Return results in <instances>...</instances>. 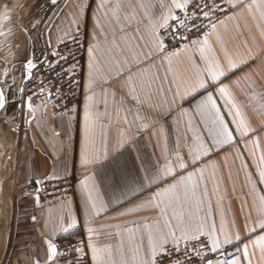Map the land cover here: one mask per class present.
<instances>
[{
	"label": "crops",
	"instance_id": "obj_1",
	"mask_svg": "<svg viewBox=\"0 0 264 264\" xmlns=\"http://www.w3.org/2000/svg\"><path fill=\"white\" fill-rule=\"evenodd\" d=\"M250 2L246 0L245 7L235 8L205 36L212 58L222 65L247 61L223 83L229 85L255 131L236 144L218 146L215 154L196 165L197 170L203 167L204 171L195 179L201 188L206 181L208 191L193 197L192 212L195 222L215 224L212 232L221 240V249L232 245L243 249L247 245L248 255L241 252L239 257L241 264H264L261 246L253 244L264 235L259 229L264 222V183L259 175L264 170V19L260 8L249 10ZM10 3L0 0V33L10 23L3 24L5 15H14L11 40L0 38V86L5 96L15 93L16 101L0 110V264H45L47 241L61 237L84 238L91 264H97L92 259L93 245L110 248L111 258L119 261L117 250L122 240L128 241L127 229L155 211L140 207L150 193L141 195L134 179L136 166L146 161L157 168L164 162L175 163L176 151L181 155L189 152L186 140L195 151V134L188 125V115L181 117L175 105L171 113L168 111L167 102L172 98L168 89L174 88L181 95L190 90L196 83L195 73L202 72V62L190 45L187 51L184 47L176 55L169 53L163 63L159 59L155 65L149 63L143 78L165 77L164 91L154 99L152 115L141 109L134 116L125 111L130 105L124 101L117 70L133 61L140 62L149 50L142 46L150 45L153 32L161 34L159 25L168 15V7L158 9L157 0H57L55 5L49 0H24L3 11V5L13 6ZM175 10L171 8L172 14ZM79 26L86 28L88 45L83 97L77 124H73L69 115L52 114L46 99L35 108L27 101L22 103L21 92L26 58L35 64L43 61L56 44L72 38ZM159 84L157 79L153 87ZM20 120L23 128L19 131ZM133 141V151L126 152ZM122 152L125 155L119 167L108 166V161ZM85 158L90 162L85 164ZM139 171L148 175L143 166ZM68 176L77 178L73 198L44 205L37 196L17 198V191L24 185ZM116 176L120 178L119 186L114 182ZM84 181L98 205L95 211H90ZM73 221L76 226L64 231ZM253 228L255 232L250 231ZM237 235L242 239L237 240ZM225 236L234 244H224ZM104 259H109L107 252ZM48 264L61 263L49 259Z\"/></svg>",
	"mask_w": 264,
	"mask_h": 264
},
{
	"label": "snow or ice",
	"instance_id": "obj_2",
	"mask_svg": "<svg viewBox=\"0 0 264 264\" xmlns=\"http://www.w3.org/2000/svg\"><path fill=\"white\" fill-rule=\"evenodd\" d=\"M49 2L55 5L57 0H49ZM224 3L228 4L229 10H231L245 7L246 0H224ZM156 6L158 9L168 7V15L159 25V27L167 29V32L159 35L153 32L150 45L142 46L149 50L143 53L140 62L133 61L117 70L122 78L120 88L124 101L126 105H130V107L125 106V111L134 116L139 115L141 109L149 115L153 114L154 99L160 95L161 91H164L163 79L165 77L157 75L145 80L143 70L149 63L155 65L156 59L163 63L169 56L172 39L179 36L181 40L188 42L184 51H187L189 45L193 46L194 54L202 62L203 68L202 72L195 73V85L190 90L186 89L182 95L174 88L168 89L172 92V98L167 102L168 111L171 113L172 105H175L176 112L181 117L185 114L188 115V125L195 134L196 147L193 151V144L186 140L189 152L181 155L179 151H176L175 163L164 162L162 167L157 168L155 163L146 161L143 165L136 166L137 176L134 179L139 186L141 195L150 193L140 207L155 209V211L151 216L134 221L136 227L127 229L128 241L125 243L122 240L117 250L119 261L111 258L112 250L110 248L100 249L94 245L91 246L92 259L97 264H165V261L172 264L173 257L176 258V264H179L181 255L184 256L186 264H192V259L198 258L199 253L205 248L212 252L221 249V240L212 232L215 224L206 226L204 222L197 223L193 218V197L198 192L208 191L206 181L201 188L199 181L195 179L198 174L203 176L204 171L203 167L197 170L196 165L202 163V158L215 154L218 146L236 144L255 131L250 128L241 105L232 94L229 85L223 83L235 71L246 66L247 61H241V63L229 61L228 65L224 66L212 58L207 36H204L202 41L200 39L208 28H215V24H206L204 21H210L212 15L222 11L220 0H203V2L201 0H167V3L165 0H157ZM172 7L179 9L182 14H172ZM247 7L249 10L260 8L261 18L264 19V0H251ZM184 16H188L191 22L186 21ZM181 29L187 31L188 36H185ZM192 36L197 38L192 39ZM196 45H200V47L196 48ZM177 46L178 44L171 45L172 48ZM171 55H176V53L172 52ZM60 59L66 61L68 57L61 55ZM25 62L29 70L35 68L32 60L26 58ZM49 67L51 68V65ZM56 71L62 72L63 68H58ZM65 75L67 74L65 73ZM157 79L160 80V84L153 87ZM14 96L15 93L5 96L3 90L0 89V110L4 109L9 102L16 103L13 99ZM183 105H188V107L185 108ZM134 108L136 109L135 113L133 112ZM156 114H159L158 111ZM85 119L87 121V114ZM197 120H199L201 128L199 132H196ZM179 122L178 118L177 123ZM135 144V141L130 142L126 152L131 153ZM124 155L125 153L122 152L109 160L108 166L115 164L119 167L120 159ZM89 162L87 158L84 159L85 164ZM142 166L147 169V176L140 174L139 169ZM181 173L187 174L182 175ZM259 175L260 182L264 183V170ZM114 182L119 186V176L115 177ZM162 184L165 186L161 187ZM82 187L88 194L90 211H95L98 205L91 196L87 181L82 182ZM153 187L156 188L155 192H152ZM261 199L264 200V197ZM96 214L100 213L96 212ZM75 226L76 222L73 221L64 231ZM259 229L264 232V222L259 224ZM92 231L93 229L90 228L89 232ZM250 231L255 232L256 229L253 228ZM209 239L211 240L210 244ZM236 239L241 240L242 238L237 235ZM181 243L184 244L183 249L180 247ZM223 243L234 244V241L225 236ZM253 244L260 245L264 252V235H259ZM189 245L192 246L191 251ZM69 247L72 246L69 245ZM80 250L83 251V249ZM45 251V264H48L49 259L55 260L60 255L58 245L51 240L47 241ZM75 251L77 249L72 248V252ZM236 251L242 252L244 256L248 255L247 245L243 249L237 246ZM105 252L109 254L108 260L104 259ZM84 255H88V253H84ZM205 264H212L211 258H205ZM217 264H221V262L217 261ZM222 264H241V261L233 254V259L225 260ZM248 264H251V261Z\"/></svg>",
	"mask_w": 264,
	"mask_h": 264
},
{
	"label": "built area",
	"instance_id": "obj_3",
	"mask_svg": "<svg viewBox=\"0 0 264 264\" xmlns=\"http://www.w3.org/2000/svg\"><path fill=\"white\" fill-rule=\"evenodd\" d=\"M201 2H203V0H201ZM220 3L222 5V11L216 15H212L210 21H204L206 24H216L218 21L234 12L235 8L229 10V5L224 3V0H220ZM175 14L182 13L178 9L175 10L174 15ZM184 18L189 23L191 22L188 16H184ZM209 30L210 28L201 35L200 39L203 38ZM166 32L167 29H161V34ZM181 32H183L185 36L189 34L183 29H181ZM196 38V36H192V39ZM187 43L186 40H181L179 36L173 38L171 45L178 44V46L172 48L170 45L169 53L181 50ZM87 45V31L83 26L77 27L72 38L56 44L52 48L51 53L43 61L36 63V67L30 75L31 79L28 78L24 80L21 101L24 103L28 100L30 106L35 108L40 100L46 99L49 102L52 114L69 115L73 118V124H77L78 108L83 97V77ZM61 55L68 57V59L66 61L61 60ZM49 65H51V68ZM58 68H63V71H56ZM65 73L67 75H65ZM17 126L20 131L23 128V121L20 120ZM76 185L77 178L75 176H68L57 180H39L20 187L17 191V198L23 199L27 196H37L44 205L57 199L75 197ZM53 243L58 245V252L60 255L56 260L59 263L91 264L88 245L84 238L61 237L54 240ZM210 243L209 240V244ZM69 245L72 247L70 248ZM180 247L183 249L184 244L181 243ZM191 247L192 246L189 245L190 251ZM72 248H76L77 251L72 252ZM80 249H83V251ZM84 253H88V255H84ZM233 254L236 258L241 256V252L236 251L235 245L226 246L216 252H212L208 248H205L199 253L198 258L192 259V264H205V258H211L212 263L215 261L231 260L233 259ZM193 256H195V253H193ZM165 264H169V262L165 261ZM172 264H176L175 257L172 258ZM179 264H186L185 258L182 255L179 256Z\"/></svg>",
	"mask_w": 264,
	"mask_h": 264
},
{
	"label": "rangeland",
	"instance_id": "obj_4",
	"mask_svg": "<svg viewBox=\"0 0 264 264\" xmlns=\"http://www.w3.org/2000/svg\"><path fill=\"white\" fill-rule=\"evenodd\" d=\"M5 1H7V0H5ZM22 1H24V0H10V2H11L10 4L13 5V6L3 5L4 8H3L2 10L4 11V10L11 9V8L14 7L15 4H17V3H21ZM18 6H19V5H18ZM25 6H26V4L23 5V7H22V11H24ZM12 10H13V9H12ZM12 12H13V11H12ZM24 12H25V11H24ZM24 12H23V13H24ZM6 13H7V12H6ZM13 17H14V15L11 16V17H10L9 15H7V14L5 15V18H6V19L3 20V24L5 25V24H6V21H8V22L10 21V23L6 24V26L4 27L5 29H7L6 31H8V32H6V31H1V33H0V38H1V39H5V40H6V39L8 38L9 40H11V38L9 37V34H10V33H9V30L12 29V26H13V21H14V20L11 21V19H13ZM4 21H5V22H4ZM7 26L9 27V29H8ZM10 27H11V28H10ZM6 37H7V38H6ZM9 42H10V41H9Z\"/></svg>",
	"mask_w": 264,
	"mask_h": 264
},
{
	"label": "water",
	"instance_id": "obj_5",
	"mask_svg": "<svg viewBox=\"0 0 264 264\" xmlns=\"http://www.w3.org/2000/svg\"><path fill=\"white\" fill-rule=\"evenodd\" d=\"M33 61V60H32ZM34 63V62H33ZM35 64V63H34ZM35 67H36V64H35ZM34 70V68L33 69H31V70H29L27 67H26V65H25V79H28L29 77H30V75H31V72ZM0 89H1V86H0ZM28 104H30L29 103V101L27 100V105Z\"/></svg>",
	"mask_w": 264,
	"mask_h": 264
}]
</instances>
